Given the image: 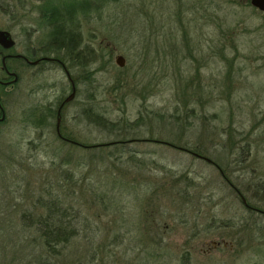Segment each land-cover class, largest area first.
<instances>
[{
	"label": "rangeland",
	"instance_id": "374dc122",
	"mask_svg": "<svg viewBox=\"0 0 264 264\" xmlns=\"http://www.w3.org/2000/svg\"><path fill=\"white\" fill-rule=\"evenodd\" d=\"M81 1L94 6L80 7ZM44 7L61 12L62 30L83 41L76 42L78 50L93 48L90 56L81 51L84 67L70 69L76 94L61 112L62 134L79 144L95 145L87 149L102 154L114 153L111 144L121 138L116 134L138 135L137 140L123 143L122 155H113L121 158L122 165L116 161L112 171H128L124 181L130 184L150 185V191L140 188L139 199L134 200L137 189L121 186L129 200L145 205L156 189L155 199L167 204L159 211L143 206L145 215L136 231L158 244L150 251L160 256L156 261L147 262L148 250L142 258L140 247L133 249L126 240L112 245V236L125 230L119 232L113 213L97 209L92 200L83 211L94 221L87 234L95 230L108 235L105 251L97 249L99 237L93 246L96 259H91L81 229L66 260L76 264H264V215L249 212L241 201L242 197L264 211V15L245 0H49L44 4L0 0V30L10 32L15 52L49 40L46 19L50 13ZM117 56L124 59L122 67L115 62ZM31 75L22 71L17 88L1 93L5 120L0 123V216L17 222L26 202L36 197L33 187L37 191L46 184L40 169L29 167L32 159L37 157L41 166L50 168L48 154L58 152L60 145L54 142L55 119L46 134L39 133L27 117L36 114L41 104L55 111L71 92L60 69L35 78ZM85 111L95 117L101 114L103 120L98 123ZM138 120L139 127L132 130ZM125 125L131 132L125 131ZM179 125L180 133L174 127ZM38 136L53 142L37 148ZM171 142L198 147L210 161L219 155L227 181L212 162L178 150ZM242 148H248L249 156ZM84 151L63 147L59 154L73 152L76 157L88 154ZM93 168L83 166L77 178ZM179 177L195 184L188 189L189 200L171 191ZM17 183L21 193L14 191ZM14 194H20L18 210L13 207ZM77 198L76 205L86 201ZM221 225L225 227L219 229ZM5 253L0 251V264L6 263H2ZM187 253L189 261L182 260ZM17 260L18 256L13 263L18 264Z\"/></svg>",
	"mask_w": 264,
	"mask_h": 264
},
{
	"label": "trees",
	"instance_id": "16d2710c",
	"mask_svg": "<svg viewBox=\"0 0 264 264\" xmlns=\"http://www.w3.org/2000/svg\"><path fill=\"white\" fill-rule=\"evenodd\" d=\"M245 2L248 6H250L249 0H245ZM65 40L64 41L66 43H64V52L67 53V56L70 55L72 58L71 60L74 61V55L71 54H74L76 48H74L73 45H71V43L69 42L68 34L66 32ZM36 112V114L31 113L29 116L30 118L27 117V119H36L37 121H34L33 123L37 124L39 122L37 125L42 130L50 129L51 121L55 117V111L51 109V106H38ZM84 114L87 117H95L88 111H85ZM42 119L43 122L41 121ZM95 119H97L98 123L103 120L101 114L96 116ZM139 123L140 121L138 120V122L133 124L131 126L133 129L130 126L126 128L127 125H125V131L128 133L127 129L130 131V128L134 130L135 128L139 127ZM101 127L103 126L101 125ZM113 127L109 128V132L113 130ZM174 127L177 129V131H179V133L183 129L181 125H179L178 127ZM171 131L174 130L172 129ZM123 135L124 134H116V136H119V138H121L120 141L111 144L113 145L112 147H114L115 150L113 154H102L98 149L95 148L94 150H92L91 148L84 149L75 145H71L69 143L63 142L55 136L56 139L54 138V142H60V145H57V148L59 149L58 152L53 151V153L48 154V157H51L49 163L50 168H44V166H41L38 162L37 157L32 159L33 161L31 162L29 167L37 170L40 169V175L45 177L46 184H44V186H38L37 191L36 188L33 187V193H36V197L34 200H30L28 203L26 202L28 206L27 208H25V210L23 209L24 212L21 214L20 220H18V222L14 218L2 219L0 216V249H3L0 251H3V253L5 251L7 252L2 255V263L6 261L5 264H14V259L18 256L20 259L17 260L18 264H76V261H68V259L66 260V257L67 254L69 255L68 248L71 246L74 239L79 236L81 229L84 230V238L86 241V245L88 246L87 250L91 251L89 252L90 258L95 260L96 253H94L95 250L93 249L94 242L97 239L100 240L102 238L100 244L97 245V249L99 252L101 250L105 251V241L106 239H108V235L102 236L100 234V231L95 230H93L94 232L92 234H87L88 226L90 225L91 227V224L94 221L88 218V215L86 213H83V211L85 210L84 205H88V202L90 200H92L97 209L101 210L102 212H108L110 214L111 212L113 213L114 221L112 220V222L114 227L119 229V232L121 230H125L121 235L115 234L112 236V245H123L124 241L126 240L128 241V243H130L131 246H133V249H135L137 246L140 247L139 251L140 255H142V258L143 256H145L144 252L148 250L145 258L147 262H150L151 260L156 261L155 259L157 257H160L154 256L150 252L151 249L157 247L158 244L152 242L151 239L148 238L149 236H146L145 233L142 234L141 232L140 235H138L136 231L138 230V228H140V220H142L145 215L143 206L146 205V208H149L153 211H159L162 208H166L167 204L160 203V201L155 199V192L157 191L156 189L152 190V193L150 192V197H147L144 202L145 205H142L143 202L141 201L134 202L131 201L132 199L129 200L128 198H126V191L122 189L121 186L130 185L131 187H135L137 189V194L133 196V200L139 199L138 196L141 193L140 188L144 189V192L150 191L151 188L150 185H144L140 187L135 185V183L130 184L129 182H125L124 180L127 174H129V172L126 170L122 169V171H118V173H116L117 175L115 174V171H112L115 170L116 161H119V163L121 162L120 157L118 158L113 155L123 154V143H125L127 139L134 141L138 138V135L136 137H127ZM67 138L70 137L67 136ZM36 140L39 141V143L35 145L37 148L48 147L53 142V140L51 142L45 141L43 136H38ZM171 143L174 145L172 147H178L177 145L175 146L173 142ZM43 144L45 146H43ZM63 147H69L70 150L78 148L81 150H85L84 152L88 154H78V156L73 157V152H67L66 155H60L59 151ZM177 149L183 150L188 153H196L199 156L205 157L204 153L198 151V147H193V149H191L188 144L183 145V147H178ZM101 150H103V148H101ZM247 150L248 148H242L241 152H243L244 155L246 153V156H249ZM218 156L219 155L215 156V159L211 160V162L220 170V172L223 173V179L227 181L228 177L225 172L224 161ZM111 157H115L116 160L110 162L112 161ZM245 158L240 160L239 163L245 162ZM130 159L133 160L132 157ZM124 163L125 162H123V164ZM87 164L90 165V167H94L92 169L93 172L91 173L90 171H88L87 173L90 174H82L80 179L77 178V176L81 174V168H83V166ZM120 165L122 164L120 163ZM34 175H37L36 171ZM86 175L89 177L88 180ZM119 176L121 177L117 178ZM182 184H184V186L181 187ZM171 185V191H176L177 194L182 195L188 200L190 197L188 194V189L195 186V184L187 178H180ZM75 187L77 188V190H75ZM14 188V191L16 192L19 188L18 183ZM9 190V187H7V191ZM236 192L238 193V196L241 197L239 191ZM18 193L21 192H19L18 190ZM18 195L14 194L12 196L15 203L13 207H15L14 209L17 210L21 205L20 202L17 201V199H19L17 197ZM76 195H79V197H81L80 201L86 200L83 203L81 202V206L76 205L77 202L75 201V199H78ZM262 201H264V197L261 199V202ZM81 203L79 202L78 204ZM246 203L249 208L245 207L244 205L242 206H244L246 210H249V212L259 213L257 211H262L260 207L250 206L248 202ZM175 205V203L170 204V206ZM154 221L155 220H153V222ZM227 224L228 223L226 222L225 225ZM225 225L219 226V229L225 227ZM17 226L18 228H16ZM79 226H82V228ZM127 231H130L132 234H128ZM133 234L134 236H132ZM129 236L132 237L129 239ZM183 259L188 260L189 254L187 253L182 256V260Z\"/></svg>",
	"mask_w": 264,
	"mask_h": 264
},
{
	"label": "flooded vegetation",
	"instance_id": "af4514ba",
	"mask_svg": "<svg viewBox=\"0 0 264 264\" xmlns=\"http://www.w3.org/2000/svg\"><path fill=\"white\" fill-rule=\"evenodd\" d=\"M32 1L44 4L45 2H48L49 0H32ZM82 3L79 5L80 7H83L82 5H84L85 7L94 6V3L90 1L82 2ZM249 3H250V0H249ZM45 8L46 7H44V10ZM253 9L261 13L262 15H264V13L258 11L257 9L255 8ZM45 11L50 13L49 15L47 14L48 17L46 20L48 21V25L51 31L48 36L49 40L44 45L42 44L41 46L34 47L32 44H30L29 46L27 45L23 50L19 49V51L15 52L14 48L16 47V43L13 40L10 32L7 30H0V32H6L7 34H9V37L14 42L13 46H11V48L9 49H4L0 45V73L3 74V76H0V123L4 122L5 120V114H4L2 104H1V93L4 91V89L6 90L7 88H11V89L17 88L21 80L22 71L27 70L31 72L32 74L31 76L35 78L38 75H46L50 71V69H60L63 72L70 86L71 92L67 98H69L71 94H73V97L69 99L67 102H65V100L67 99L66 97L60 100V102H58L57 108L55 110V117H54L55 119L54 132H55V136L58 139L62 140L65 143H69L73 145L71 143L73 140L65 137L61 133V123H62L61 112L63 108L67 104L71 103L75 98L76 82L71 77L70 69L71 68L78 69V68L84 67L83 66L84 63L82 61L83 57H80V56L82 52L86 51L87 47L82 46L80 48L81 50H78L76 48V42H78L79 35L70 33L69 31L68 32L69 42L71 43V45H73L74 48H76L74 51V54L70 53L71 55H74L73 58H75V60L74 61L71 60L72 59L71 56L70 55H69L70 57L67 56V53L64 52V49H65L64 43H66L65 42L66 40H65V31L62 30L63 29L62 21H60V17L62 15L61 12L58 9L56 10L54 7L46 8ZM79 40L81 43L83 42L82 39H79ZM86 52L90 56L93 52V48L89 46ZM86 52L84 54H86ZM91 64H92V61L90 62V65ZM90 73H92L93 75L92 71ZM43 105L49 106V104H43ZM43 105L41 104L39 106H43ZM58 119H59V124H58ZM32 121L36 122L37 120L33 118ZM41 121L43 122V119ZM37 124H34V126L35 128L39 129L40 131L39 133H43L45 131L46 133L48 132L49 129L42 130L38 127ZM57 124H58V131H57ZM77 144L78 145H75V146H78L84 149L91 147V146H85L79 143Z\"/></svg>",
	"mask_w": 264,
	"mask_h": 264
},
{
	"label": "water",
	"instance_id": "95a60500",
	"mask_svg": "<svg viewBox=\"0 0 264 264\" xmlns=\"http://www.w3.org/2000/svg\"><path fill=\"white\" fill-rule=\"evenodd\" d=\"M250 5L257 9L258 11L264 13V0H250ZM14 42L11 40V38L9 37V34H7L6 32H0V45L4 48V49H9L11 48V46H13ZM116 64L119 66V67H122L123 64H124V59L121 57V56H118L115 60ZM73 97V94H71L69 96V98H67L65 100V102H67L69 99H71ZM58 124H59V119H58ZM58 124H57V131H58ZM73 145H78L77 143L75 142H71ZM91 147H96L95 145L94 146H91ZM193 156L197 157V158H200V159H203L205 160L206 162L208 163H211V161L208 159V158H205V157H202V156H199L198 154L196 153H191ZM241 201L242 203L244 204L245 207H248L246 201L244 200V198L241 197ZM249 208V207H248ZM261 214L264 215V212L263 211H257Z\"/></svg>",
	"mask_w": 264,
	"mask_h": 264
}]
</instances>
